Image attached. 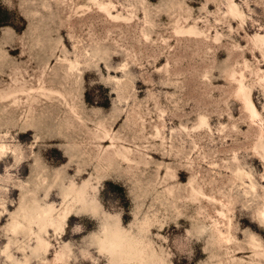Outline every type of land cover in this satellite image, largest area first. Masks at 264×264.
Wrapping results in <instances>:
<instances>
[{
	"label": "rangeland",
	"instance_id": "rangeland-1",
	"mask_svg": "<svg viewBox=\"0 0 264 264\" xmlns=\"http://www.w3.org/2000/svg\"><path fill=\"white\" fill-rule=\"evenodd\" d=\"M263 208L264 0H0V264H264Z\"/></svg>",
	"mask_w": 264,
	"mask_h": 264
},
{
	"label": "bare ground",
	"instance_id": "bare-ground-1",
	"mask_svg": "<svg viewBox=\"0 0 264 264\" xmlns=\"http://www.w3.org/2000/svg\"><path fill=\"white\" fill-rule=\"evenodd\" d=\"M105 136H106V134H105ZM70 159H71V157H70ZM84 185H85V181L81 185H78V187L76 188V190H78V194L76 195V200H79L80 202H82L84 208L90 207L93 211H96L97 205H94L92 203L93 200L88 199V198L85 199L83 197L84 191L86 190ZM78 196H81V198H79ZM51 209H52V206H49L47 208H41L40 207V209H37V210H35L33 207V209H32L33 212L31 213L30 217H31V219H33L35 217H39V216L47 217L48 215L51 214ZM66 214L67 213L64 212L63 216H65ZM260 215L264 219V208L260 211ZM113 218H114V220L110 224L105 225V230H106L107 235H106V239H104V244L112 246L115 251L124 250V249H127L129 247H134L133 240L129 239L127 237V235H128L127 228H125L121 224L118 217H113ZM21 223L22 222L19 221L18 225H21ZM53 224H54L56 229L62 228L60 221H53ZM16 228H18V227H15V229ZM220 233L222 234V236H227V235H225L227 232H225V234H224V231L221 228H220ZM229 234H230V232H229ZM250 237H251V246L257 252L260 251V248L263 249L261 247L262 246L261 241L257 238V236L255 234H252ZM127 239H129V240H127ZM228 239H229V237H228ZM38 243H39V245L43 246L46 250H49L50 245H51V241H49L46 238H43L42 236L38 237Z\"/></svg>",
	"mask_w": 264,
	"mask_h": 264
}]
</instances>
